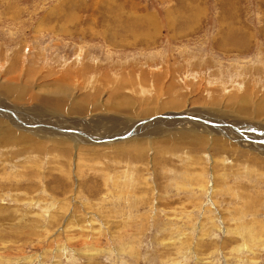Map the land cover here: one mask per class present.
Segmentation results:
<instances>
[{
  "label": "rangeland",
  "instance_id": "374dc122",
  "mask_svg": "<svg viewBox=\"0 0 264 264\" xmlns=\"http://www.w3.org/2000/svg\"><path fill=\"white\" fill-rule=\"evenodd\" d=\"M0 102L25 111L0 113V264H264V156L245 139L22 124L117 134L190 110L264 128V0H0Z\"/></svg>",
  "mask_w": 264,
  "mask_h": 264
},
{
  "label": "bare ground",
  "instance_id": "6f19581e",
  "mask_svg": "<svg viewBox=\"0 0 264 264\" xmlns=\"http://www.w3.org/2000/svg\"><path fill=\"white\" fill-rule=\"evenodd\" d=\"M10 93V92H9ZM46 100V99H45ZM44 100V101H45ZM47 102V101H46ZM1 103V102H0ZM49 103V102H48ZM52 104H54V106L55 105H57V106H59L58 104H56V102L55 103H52ZM62 104H64V103H62ZM75 104V103H74ZM54 106H52V108H53V110H55L56 111V109L54 108ZM110 108V107H109ZM2 109H4V108H2ZM64 109V108H63ZM7 110H10V109H7V108H5V112H1L2 113V115H5V116H7L8 117V119H10V120H20L21 118H20V114H22L23 112H25V111H23L22 112V110L20 111V112H13L12 110L11 111H7ZM73 111V110H72ZM69 112H71V110L69 109ZM193 112V111H192ZM192 112H190V110L189 111H182L181 113H180V115H178V116H180V117H183L184 115L185 116H189V117H191V118H194V117H198V119H200L201 120V122L200 123H202V124H199V123H197L196 121H194V120H188L187 122H183V118H182V120H180V121H177V122H175L173 125H174V127H177L178 126V129H175L174 130V132L172 131L171 132V134H164L163 136L166 138V142L168 143V141L169 142H172V143H176V145L177 144H186V145H188V146H195V145H197L198 143H200L201 142V140H200V138H192L191 136H189V135H187V134H185L184 132H182V130H180V128L183 126V124H185V125H187V127L186 128H188V127H192V130L193 129H195V130H198V131H201L202 133L203 132H205L208 136H210L211 137V139H212V146L214 145V146H217L216 144H218V142L216 143L215 141H216V138H218L217 136H222V132L221 131H223L224 132V135L223 136H225V137H227L229 140L231 139L233 142H235V143H240V142H243L244 141V139L246 140L245 142H243V144H245V145H248V146H252V147H256V148H258V149H260L261 150V155H263L264 156V128L262 127H259V126H250V125H246V123H242L241 125H236V124H234V123H231V122H229V120L228 119H225V118H223L222 116H219V115H215V114H213V115H210V116H208V115H206V116H203V115H196L195 113H192ZM4 113V114H3ZM75 113V112H74ZM198 113V112H197ZM14 114V115H13ZM165 114V115H164ZM172 114V113H171ZM1 115V114H0ZM173 115V114H172ZM172 115H170V116H172ZM45 116V115H44ZM43 116V117H44ZM34 117V116H33ZM166 117H169L168 115H167V113L165 112V113H163L162 115H160V116H158V120H144V121H140V130L141 129H143L144 127L145 128H147V126H149V125H151L152 124V126H154L155 124H159V123H164V122H166V123H169V121H164V118H166ZM32 118V117H31ZM22 120V119H21ZM54 120V119H53ZM60 120V119H59ZM96 119H94V121H95ZM128 120V119H127ZM80 121H83V120H80ZM89 121V122H88ZM121 121V120H120ZM154 121H156L155 123H154ZM235 121H237V120H235ZM30 122V121H29ZM53 122V121H52ZM51 121H49V122H45L46 124H44V122H43V124L45 125V126H47L48 128H50V129H57V130H61V131H67V132H71V133H73V134H70V135H68V136H66V137H75V138H79V139H82L83 137H85V135L87 134V135H95L97 138H101V137H105V136H109V135H113L114 133H112L110 130H113V129H115L113 126H107V127H104L105 125H103L102 124V126H100V123H99V120H98V122L97 121H95V123L94 122H92V120H90V119H85L84 120V122H87V124H85L84 122H82V126H81V122H79L78 124H80V126L81 127H78V126H76V125H74V124H71V122L72 121H65L64 120V122H65V125L64 124H59V123H56V122H54V123H52ZM94 123L93 125L96 127V128H98L97 130L95 129V127L94 126H89V124L90 123ZM172 122V121H171ZM89 123V124H88ZM99 123V124H98ZM101 123H102V121H101ZM118 124H119V122H117ZM183 123V124H182ZM204 123H207L208 125H211L213 128H210V127H208V126H206V125H204ZM22 124H26V125H28V124H37V123H35V122H31V123H22ZM127 124V123H126ZM13 126H15V124H12ZM111 125V124H110ZM113 125V124H112ZM124 125V124H123ZM172 125V124H171ZM177 125V126H176ZM100 126V127H99ZM164 126H165V124H164ZM239 126V127H238ZM242 126V127H241ZM33 127V126H32ZM31 126H29L28 128H32ZM94 127V128H93ZM113 127V128H112ZM171 127V126H170ZM33 128H38V127H33ZM47 128V129H48ZM95 129L96 131H94V132H91V134H89L88 133V131H86V129ZM173 128V127H172ZM196 128H198V129H196ZM6 129V128H5ZM4 129V130H5ZM18 129V128H17ZM44 129V128H43ZM46 129V130H47ZM123 129V128H122ZM149 129V128H148ZM241 130V131H236V130ZM39 130V129H38ZM116 130V129H115ZM169 130V129H168ZM171 130V129H170ZM184 130V129H183ZM191 130V129H190ZM146 131V130H145ZM166 131H167V129H166ZM194 131V130H193ZM245 131H247V132H245ZM50 132V131H49ZM116 132V131H115ZM228 132H230L229 134H227ZM237 132H239V133H237ZM55 133V132H54ZM93 133V134H92ZM164 133V132H163ZM187 133V132H186ZM236 133V134H235ZM57 135V134H56ZM55 135V136H56ZM192 135H193V133H192ZM240 135H242L244 138H242ZM51 136V135H50ZM134 136V135H133ZM132 136V137H133ZM201 136V135H200ZM7 137H9V138H11L12 139V142H16V143H19V144H21V145H23V143H25L27 140H30V138H28V137H25V136H23L20 132H19V134L16 132V133H14V132H8L7 133ZM60 137V136H59ZM131 137V138H132ZM195 137V136H194ZM135 138V137H134ZM204 138V137H203ZM60 140H61V138H59ZM66 139V138H65ZM153 139H155V138H153ZM207 139V138H206ZM131 139H129L128 141H130ZM135 140V139H134ZM205 140V139H204ZM208 140V139H207ZM220 140V139H219ZM230 140V141H231ZM31 141H33V140H31ZM30 141V142H31ZM55 142H56V140H54ZM58 141V140H57ZM78 141H81V140H78ZM127 141V140H126ZM125 141V142H126ZM218 141V140H217ZM130 142H132V141H130ZM222 143V145L221 146H224V147H226V144L227 143H223V141H221ZM52 143V142H51ZM149 143V142H148ZM56 144V143H55ZM58 144V143H57ZM122 144H123V142H122ZM135 143H133V145H134ZM137 145H143L142 144V142H141V140H139V141H137V143H136ZM169 144V143H168ZM206 144L207 145H209L207 142H206ZM241 144V143H240ZM25 145V144H24ZM199 145V144H198ZM123 146V145H122ZM180 146H182L183 147V145H180ZM185 146V145H184ZM187 146V147H188ZM201 146V145H200ZM220 146V145H219ZM219 146H217V147H219ZM56 147V146H55ZM165 147V146H164ZM229 147V146H228ZM192 148V147H191ZM191 148H190V151H191ZM222 148V147H221ZM28 149V148H27ZM187 149V148H186ZM196 149H198V148H196ZM212 149V148H211ZM211 149H209V150H211ZM217 149V148H216ZM225 149V148H224ZM163 150H165V149H163ZM195 150V149H194ZM201 150V149H200ZM215 150V149H214ZM219 150V149H218ZM119 151V150H118ZM185 151V150H184ZM215 151H217V150H215ZM164 152V151H163ZM189 152V151H188ZM221 152V151H220ZM216 154V153H215Z\"/></svg>",
  "mask_w": 264,
  "mask_h": 264
},
{
  "label": "water",
  "instance_id": "95a60500",
  "mask_svg": "<svg viewBox=\"0 0 264 264\" xmlns=\"http://www.w3.org/2000/svg\"><path fill=\"white\" fill-rule=\"evenodd\" d=\"M1 112H5V109H2V107L0 106V113ZM2 114V113H1ZM4 114V113H3ZM178 115H180V113L179 112H176V113H174L171 117H166V118H164V120H168V119H170V118H172V119H177V120H182V118H183V122H187L188 120H194V121H196L197 123H199V124H202V123H200L201 122V120L200 119H198V117H194V118H191V117H189V116H183V117H180V116H178ZM158 116H160V115H156V116H153V117H148V118H144V119H146V120H158L157 118H158ZM143 120V119H142ZM141 121V120H140ZM140 121H138V122H136V123H134V124H132L130 127H128L127 129H125V130H122L120 133H117V134H113V135H109V136H105V137H102V138H97V137H89V136H87V135H85V138H86V141H87V143L89 144H94V143H105V144H109V143H112V142H119L120 140H124V139H126V138H129V137H131L132 135H134L135 133H136V131H137V129L139 128L140 129ZM25 127H29V126H33V127H41V128H48L47 126H45L43 123H41V122H37V124H28V125H26V124H23ZM204 125H206V126H208V127H211V128H213L211 125H208L207 123H204ZM48 129H50V128H48ZM52 132H55V133H59V134H63V133H66L67 135H69V134H73V133H71V132H67V131H61V130H57V129H50ZM236 131H241L240 129L239 130H236ZM223 134H224V132L223 131H221ZM237 133H239V132H237ZM94 138H96V139H94Z\"/></svg>",
  "mask_w": 264,
  "mask_h": 264
}]
</instances>
